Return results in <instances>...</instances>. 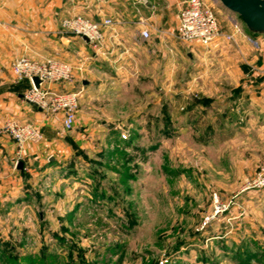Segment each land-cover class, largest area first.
I'll return each instance as SVG.
<instances>
[{"label":"rangeland","instance_id":"374dc122","mask_svg":"<svg viewBox=\"0 0 264 264\" xmlns=\"http://www.w3.org/2000/svg\"><path fill=\"white\" fill-rule=\"evenodd\" d=\"M120 1L128 21L115 28L128 40L113 42L110 55L104 42L90 46L102 62L92 82L59 91L80 92L75 128L44 159L46 173L28 179L39 205L11 210L18 225L1 226L8 238L0 246L38 264H264V189L243 191L264 162L260 120L248 107L258 100L240 97L262 89L246 64L261 65L262 53L241 34L249 55L242 43L180 41L186 0H147L151 35L133 45L148 15ZM207 1L222 32L236 23L257 35L219 0ZM75 72L83 73L74 68L60 84Z\"/></svg>","mask_w":264,"mask_h":264},{"label":"crops","instance_id":"0c3cea01","mask_svg":"<svg viewBox=\"0 0 264 264\" xmlns=\"http://www.w3.org/2000/svg\"><path fill=\"white\" fill-rule=\"evenodd\" d=\"M112 3L117 4L114 9L111 8ZM123 6L120 0H79L76 4H71L68 0H0V22L3 23L0 27V125L10 120L30 122L40 129L43 136L41 144H27L20 155H17V146L11 138L4 136L0 140V228L3 225H18L15 220L8 218L13 208L32 210L35 205H39L29 193L28 179H36L42 173H46L44 159L52 161L53 150L65 146V141L60 136L63 133L61 115L47 116L36 106L23 100V94L28 90L29 84L26 80L16 79L12 72L13 61L21 56H29L34 60L44 57L64 60L75 70L80 69L83 73L78 76L75 72L71 84H53L51 88L56 91L67 87L74 88L73 84L76 81H87L88 85L97 73V65L102 62L91 54L90 45L85 40L64 32L60 27V20L65 16L80 14L98 21L104 16H113L115 13L124 15L126 10ZM143 9H146L143 12H147L148 15L145 20L147 24L143 29H148V26L152 27L150 23L153 19L149 17L150 8L145 6ZM113 10L115 11L111 14L109 11ZM131 12L130 17L134 18V9ZM233 32V28H230L223 33ZM136 36L142 40L139 32L131 33L132 40H135ZM241 36L248 38L262 53L261 65L253 67L248 61L246 63L253 71L260 73L256 79L262 89L257 93L248 90L241 93L240 97L245 100H258L248 107L250 106V114L255 108L250 118H259L256 128L260 131L261 143L264 145V34L257 33L251 38V36L246 37L241 30ZM241 36L235 34L233 43H238V46L242 43L240 51L249 55L253 49L244 44ZM127 40L122 29L119 28L118 32L116 28L112 31L108 30L101 48L104 52L102 55H110L118 50L119 48L113 45L115 42H127ZM219 40L225 42L223 39ZM136 42L137 40L133 45H136ZM125 45V43L121 45L124 50H135L134 46L127 48ZM243 68L248 70L246 66ZM70 148L67 146L64 150L65 154L61 157L66 158ZM19 163H22V169L18 168ZM30 220L27 219V222ZM7 238H2V241Z\"/></svg>","mask_w":264,"mask_h":264},{"label":"built area","instance_id":"2783aa9c","mask_svg":"<svg viewBox=\"0 0 264 264\" xmlns=\"http://www.w3.org/2000/svg\"><path fill=\"white\" fill-rule=\"evenodd\" d=\"M71 4L79 0H68ZM134 6L143 5L151 9L154 6L147 0H131ZM138 12V9L136 8ZM177 38L185 43H198L208 47L219 39L234 42V35L241 34L237 24L233 33H223L213 7L207 0H186L178 12ZM122 14L104 16L95 21L87 16L75 14L61 18V29L80 39H86L93 48H99L105 40L106 32L114 30L116 25L127 23ZM3 23L0 22V27ZM140 37L148 40V29L140 31ZM79 71H81L79 69ZM12 72L18 81L27 80L28 90L23 94V100L36 106L46 114L61 115L63 130L70 132L75 128L76 113L79 105L80 92H59L51 88L53 84L69 82L73 79V66L64 61L51 57L34 60L29 56H21L12 63ZM39 79V86L33 83V78ZM11 138L17 146L20 155L27 144H38L43 140L40 129L30 122L10 120L0 125V140L2 137ZM122 139L126 136L123 134ZM264 189V162L259 164L251 178L245 183L243 191H259ZM216 199V198H215ZM217 204V201H216Z\"/></svg>","mask_w":264,"mask_h":264},{"label":"water","instance_id":"95a60500","mask_svg":"<svg viewBox=\"0 0 264 264\" xmlns=\"http://www.w3.org/2000/svg\"><path fill=\"white\" fill-rule=\"evenodd\" d=\"M230 12L240 16L245 26L253 33L264 34V0H219ZM86 42L87 40L84 39ZM33 83L39 86V79L34 77ZM87 85V81L82 82ZM22 163L18 168L22 169ZM41 216V214H40Z\"/></svg>","mask_w":264,"mask_h":264},{"label":"trees","instance_id":"16d2710c","mask_svg":"<svg viewBox=\"0 0 264 264\" xmlns=\"http://www.w3.org/2000/svg\"><path fill=\"white\" fill-rule=\"evenodd\" d=\"M11 251H12L11 247H9L7 250V249L3 248V246H0V254H3L2 255L3 257L1 259V261H2L1 264H38L35 259L30 258V257L24 258L21 261H19L17 259L18 257H16L14 254H11Z\"/></svg>","mask_w":264,"mask_h":264}]
</instances>
